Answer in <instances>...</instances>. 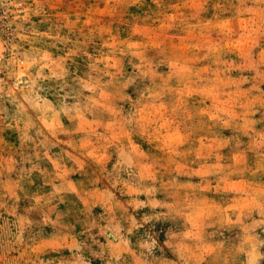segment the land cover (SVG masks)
<instances>
[{"label": "rangeland", "instance_id": "1", "mask_svg": "<svg viewBox=\"0 0 264 264\" xmlns=\"http://www.w3.org/2000/svg\"><path fill=\"white\" fill-rule=\"evenodd\" d=\"M0 264H264V0H0Z\"/></svg>", "mask_w": 264, "mask_h": 264}]
</instances>
